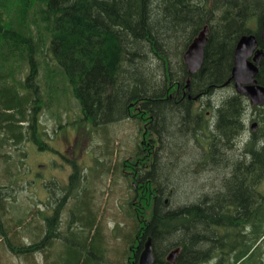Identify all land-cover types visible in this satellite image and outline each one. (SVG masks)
<instances>
[{"label": "trees", "instance_id": "trees-1", "mask_svg": "<svg viewBox=\"0 0 264 264\" xmlns=\"http://www.w3.org/2000/svg\"><path fill=\"white\" fill-rule=\"evenodd\" d=\"M263 19L264 0H0V149L13 147L20 161L25 158L20 148L26 140L41 151L48 150L40 113L51 111L64 97H72L78 106V117L71 123L76 135L134 119L140 124L145 148L136 154L135 159L142 156L141 163L135 167L134 159L131 167L126 165L127 171L132 170L129 178L134 188L126 207V218L134 222L129 256L134 246L140 249L150 237L157 260L161 257L157 249L165 254L178 247L179 264H201L211 252L215 258L216 246L222 251L217 262L251 264L264 236V194L260 190L264 116L258 117L260 126L252 134H262L259 147L246 145L243 163L232 164L230 156L222 153L223 168L231 170L227 171L229 178H222L216 186L223 189L215 198L196 203V195L187 205L186 199L174 203L170 198L176 183L169 179L173 173L170 156L161 160L159 153L162 148L163 153L167 150L162 140L165 133L174 136L172 130L177 126L194 121L189 115L192 101L185 92L191 90L194 96L221 88L230 77L237 41L255 32ZM205 27L202 65L189 75L183 55ZM260 45L264 51V44ZM256 79L264 85V66ZM233 99L220 104L217 135H210L216 128L206 132V165L218 158L211 153L214 143L231 139L235 129L240 130L237 126L246 102L237 95ZM208 119L205 116L202 122ZM194 122L195 128L198 122ZM168 147L171 154L172 147ZM16 172L24 174L18 168ZM7 183L16 186L11 176ZM5 203H1L3 209ZM34 213L40 215V211L30 212V227L44 226ZM43 219L47 225L54 220ZM2 223L8 231L16 227L6 216L0 217ZM242 223L248 228V240H242L243 230L236 229ZM12 240L20 242L18 236ZM229 249L234 253L228 255ZM136 255L132 264H136ZM129 256L127 264H131Z\"/></svg>", "mask_w": 264, "mask_h": 264}, {"label": "rangeland", "instance_id": "rangeland-1", "mask_svg": "<svg viewBox=\"0 0 264 264\" xmlns=\"http://www.w3.org/2000/svg\"><path fill=\"white\" fill-rule=\"evenodd\" d=\"M156 5V2L152 5L154 14L157 13ZM251 25L254 26L255 23L252 22ZM172 62L174 63L175 59ZM231 90V85L217 88L208 97L196 102L204 115L205 112L210 111L206 122L208 125L213 122L216 108L230 96ZM244 108L241 124L236 125L240 130L235 129L232 140L229 138L218 140L217 145L214 143V150L212 149L211 153L213 158L218 155L216 164L209 161L210 163L206 165L205 157L200 158L202 148L198 147L199 142H206L204 141L207 139L206 132H211L214 128L213 124V128L209 127L206 130L201 128V124L194 128V121L185 127L181 123L177 129L172 130L174 136L165 133L162 137L165 148L170 150L168 146L172 147L171 154L169 150L163 153L162 148L159 156L161 160L163 156H170L168 163L173 168V173L169 179L176 183L177 192H174L170 198L174 203L179 199H186L187 205L193 202L196 195V203H200L201 200L215 198V193L219 195L222 192L223 187L216 188V186L222 183V178H229L227 171L231 170V167L229 170L223 168L225 161H221L222 153L225 157L230 156L232 164L235 165L243 163L246 158L245 148H237L235 144L238 136L240 142H243L241 146L259 147L262 134L250 137L244 129L246 126V130L250 129L249 122L253 119L261 123L258 117L263 110L258 108L255 109L257 111L253 109L250 111V108ZM78 113V106L72 97H64L51 111L46 109L41 111L40 124L47 132L48 150L41 151L32 142L26 140L23 146L19 147L25 153V158L20 161L13 147L5 146L0 149V182L7 184L11 176L16 184L15 187L9 186L7 189L15 204L6 201L3 205L5 209L0 204V217L6 216V220L16 227L8 231L4 224L3 229L14 232V239L17 236L19 240L22 237L26 238L29 248L37 245L36 248L40 249L39 252L31 253L23 259L3 254L0 245V264H127L129 246L132 244L130 241L134 236V222L126 218V207L127 202L134 195V188L129 178L132 170L127 171L126 165L131 167L134 164L136 167L137 163H141L142 156L135 158L137 152L145 148V139L141 137L140 124L134 119H121L93 130L92 134L83 131L80 135H76L75 127L71 123L76 120ZM68 122L70 124H67ZM262 122L264 123V117ZM59 123L65 124V127L60 129ZM258 128L259 126L257 130ZM216 133L218 132L215 131L210 135L216 136ZM70 144L72 149L69 147ZM134 159L136 161L131 164ZM41 165L44 167H40ZM17 168L24 174L17 175ZM11 172L14 175L8 177ZM44 184L50 185L53 191L45 189ZM260 190L264 194V180ZM180 194H183V198ZM8 198L11 199L9 196ZM3 199L4 195L0 194V203ZM52 199L57 203L54 212L46 210L42 216L33 214L42 223L43 217L49 216V220L56 215L52 225L36 224L30 227V212L45 209L48 202L53 204ZM27 202L31 205L29 210L26 209ZM22 205L24 210L20 209ZM24 214L25 219H21ZM92 219L95 220L91 227ZM246 228L244 223L236 227L237 230L243 231ZM59 229L64 232L58 237L61 232ZM45 235L48 236L46 241H44L47 238ZM237 239L240 240V237L235 241ZM244 239L246 238H242ZM14 243L15 246L18 245L15 241ZM142 246L140 249L138 245L134 246L131 257L129 256L131 264L135 260L134 258L132 261L134 254H137V260ZM204 248L205 246L201 250ZM259 250L255 259L249 260L251 264H264V240L261 241ZM157 253L163 257V260L167 254V252L160 253L159 249Z\"/></svg>", "mask_w": 264, "mask_h": 264}, {"label": "water", "instance_id": "water-1", "mask_svg": "<svg viewBox=\"0 0 264 264\" xmlns=\"http://www.w3.org/2000/svg\"><path fill=\"white\" fill-rule=\"evenodd\" d=\"M207 28L194 38L183 55V61L187 66L188 73H195L202 65L203 50L206 43ZM259 42L264 44V19L260 29L255 34H246L239 38L235 45L233 54V67L228 81L234 82V88L240 95H245L250 104L254 106L264 105V87L257 83L255 76L260 67V60L264 58V52L259 47ZM186 87L188 88V82ZM256 124H252L254 130ZM177 250L167 256L168 262H173ZM154 255L152 252L151 238L148 237L138 257V264H153Z\"/></svg>", "mask_w": 264, "mask_h": 264}, {"label": "flooded vegetation", "instance_id": "flooded-vegetation-1", "mask_svg": "<svg viewBox=\"0 0 264 264\" xmlns=\"http://www.w3.org/2000/svg\"><path fill=\"white\" fill-rule=\"evenodd\" d=\"M264 65V60L263 59H261L260 60V68L262 67ZM230 85V84H229ZM228 85V86H229ZM223 87V86H222ZM227 87V86H226ZM217 89V88H216ZM215 90V89H214ZM190 92H191V90H190ZM197 94H195L194 96H196ZM227 99H233V96H229ZM233 100H235V99H233ZM220 107H221V105H219L217 108H216V110H215V113L217 114L218 112H219V109H220ZM244 108V107H243ZM199 109H200V106H199V104H195V103H192L191 104V112H192V114L195 116V118H198V119H195L194 121H197L198 122V124H197V126L198 125H202V127L201 128H203V129H209V127H211V128H213L212 127V124H213V126H214V129L216 128V130L215 131H217V127H216V125H215V123L213 122L210 126L209 125H207L206 123H204V122H202L203 120H204V117L205 116H210V111H207V112H205V115H204V113H200V111H199ZM245 109V108H244ZM204 115V116H203ZM202 116H203V118H202ZM240 122H241V120H240ZM249 123H251V122H249ZM207 125V126H206ZM204 126H206V127H204ZM241 128H242V125H241ZM250 137H251V135H249ZM262 138V137H261ZM205 141V140H204ZM207 146V143L206 142H203V141H201V142H199V145H198V147L200 148H202V155H201V159H204V157L206 156V153H207V150H206V146ZM69 147L72 149V145L70 144L69 145ZM234 156H235V154H233ZM243 157V156H242ZM0 188L1 187H3V188H7V187H9L8 186V183L7 184H3L2 182H0ZM3 188L1 189V191H0V194H3L4 195V199H3V201H9V198H8V196L10 197V195H9V192H8V190L7 189H5V190H3ZM54 201V200H53ZM165 202H166V200H165ZM57 205V203L54 201L53 202V205L50 203L49 205H48V207H49V210L50 211H53L54 212V209L56 208L55 206ZM247 229L248 228H246L243 232H242V235H244V238H246L247 240H248V234H247V232H245V231H247ZM244 245V242L241 244V246H240V248L239 249H242V246ZM234 249L233 250H231V249H229V251L228 252H226V253H228L229 255H231V254H233L234 253ZM238 251V250H237ZM222 251H220V250H218L217 249V247L215 246V248H214V253H215V255H214V257L215 258H211L212 257V252L211 253H209V255H208V253H207V255H208V261L206 260V262H202L201 264H225V263H222L220 260H218V262H214V263H212V260L213 259H218L219 257V255H220V253H221ZM225 252V251H224ZM179 253H180V250H179V252H177V254L175 255V257H174V262H171V263H169V262H167L166 261V258H165V260H163V257H159L158 258V260H157V258H156V255H155V253H154V251H153V255H154V262H153V264H179L178 263V259H179ZM167 255V254H166ZM166 257V256H165ZM162 258V259H161ZM211 258V259H210ZM137 264V263H136Z\"/></svg>", "mask_w": 264, "mask_h": 264}, {"label": "crops", "instance_id": "crops-1", "mask_svg": "<svg viewBox=\"0 0 264 264\" xmlns=\"http://www.w3.org/2000/svg\"><path fill=\"white\" fill-rule=\"evenodd\" d=\"M3 225L4 224H0V228H2L0 230V234H4ZM13 236H14V232L12 233V237L8 235V237H5L4 240L0 241V244L2 243L4 245V248L2 249V253L3 254H7L10 257H14L15 256V257H22L23 259H26L27 256L30 255L31 253H36V252L40 251L39 248H36L38 246H36L34 249L27 250L26 248L29 247V243H28L27 239L24 238V237H22V239L20 240V242L24 243V246L20 242L17 243L18 245L15 246L14 245L15 243L12 240ZM1 239H2V237L0 236V240ZM46 239H44V241H46ZM21 251H23V253H20ZM24 255L26 257H24ZM10 262H12V260Z\"/></svg>", "mask_w": 264, "mask_h": 264}, {"label": "bare ground", "instance_id": "bare-ground-1", "mask_svg": "<svg viewBox=\"0 0 264 264\" xmlns=\"http://www.w3.org/2000/svg\"><path fill=\"white\" fill-rule=\"evenodd\" d=\"M197 37V36H196ZM186 66V65H185ZM231 71V70H230ZM190 79V78H189ZM229 80V79H228ZM226 81L224 84H223V87H226V86H228L230 83H229V81ZM190 82V81H189ZM261 85V84H260ZM264 86V85H263ZM214 91V89H212L210 92H207V93H198L196 96H191V93H190V90H187L186 92H185V96H187V98L189 99V100H191L192 101V103H196L198 100H201L202 98H204V97H208L210 94H212V92ZM181 92V91H180ZM179 92V93H180ZM182 93V92H181ZM183 94V93H182ZM179 95V94H178ZM238 96V95H237ZM206 101V100H205ZM204 101V102H205ZM191 103V104H192ZM132 104V103H131ZM174 104V103H173ZM191 104L189 105V108H190V110H189V115L191 116V118H194V120H195V116L192 114V110H191ZM219 123H221V120L219 119V112L216 114V116H215V125H217V127L219 126ZM1 186V185H0ZM156 193V192H155ZM155 195V194H154ZM1 204V203H0ZM63 209V208H62ZM111 209V208H110ZM62 212V211H61ZM105 213H106V211H104ZM53 219V218H52ZM51 219H49V221H50ZM92 221V220H91ZM141 221H142V219H141ZM50 223V222H49ZM56 227V226H55ZM59 228V227H58ZM60 230V229H59ZM56 231H58V230H56ZM61 232H59V235H58V237L60 236V233H63L64 231H62V230H60ZM12 233L13 232H8V231H6V230H4V234H0V236L2 237V239L0 240V241H2L5 237H8V235L9 236H11L12 237ZM66 233V232H65ZM68 235V234H67ZM67 235H65V236H67ZM46 236V235H45ZM63 236V235H62ZM47 237V239H48V236H46ZM46 239V238H45ZM46 239V240H47ZM54 239V238H53ZM58 239V238H57ZM55 240V239H54ZM52 241V240H51ZM57 241V240H56ZM152 241V240H151ZM54 243V242H53ZM52 243V244H53ZM21 244L24 246V243H22L21 242ZM49 243H47V245H48ZM83 245V244H82ZM51 247V246H50ZM46 248H47V246H46ZM76 248V247H75ZM77 248H80V247H77ZM32 249H34V247L32 248ZM51 249V248H50ZM92 248H90V250H91ZM82 250V249H81ZM88 250V249H87ZM93 250V249H92ZM80 259V258H79Z\"/></svg>", "mask_w": 264, "mask_h": 264}]
</instances>
